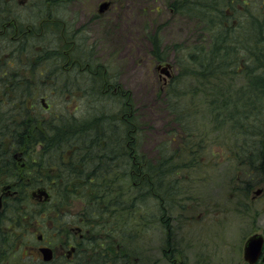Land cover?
Segmentation results:
<instances>
[{
  "label": "trees",
  "instance_id": "obj_1",
  "mask_svg": "<svg viewBox=\"0 0 264 264\" xmlns=\"http://www.w3.org/2000/svg\"><path fill=\"white\" fill-rule=\"evenodd\" d=\"M164 5L169 11V20L145 24L142 40L150 45L148 53L154 63L167 61L170 46L178 47V52H172L179 62V79L182 83L191 79L195 84L194 92H177L176 85L162 92L165 111L179 128L172 135L171 143L176 135L187 141L185 148H181L186 155H182L184 158L180 162L175 161L174 148H169L166 143L156 148L159 153L153 159L147 157V153L137 151L139 140L149 130L142 122L139 110L131 103L129 93L120 86L113 88L117 91L114 96L119 114L109 116L103 110L99 112L101 115L89 121L64 114L53 118V107L57 106L50 105L48 98L43 97V91L37 88L21 91L0 88V117L17 111L20 114L18 118L14 117L13 124L0 125V130L5 127L53 131L59 140L54 148L56 153L50 151L47 156L40 155L41 163L34 170V175L42 180L51 194L50 202L40 206L56 212L53 231H61L60 218L70 219L66 206L76 199H84L80 212L73 219L87 233L81 241L75 242L73 264H133L132 260L138 256L139 235L146 233L153 221H157L155 217H147L145 206L148 201L157 200V210L165 216L178 207L175 182H178L180 173L191 169L194 160L190 157L196 154L197 148L198 162L201 161L199 156L206 152L207 136L198 132L196 144L194 130L189 126V120H195L203 105L213 115L212 130L226 127L233 136V146L227 149L236 163L231 171L237 173L229 180L238 186L237 191L247 196L264 182V0H167ZM149 8L144 7L146 11ZM175 20L187 23L189 34L179 43H168L166 31ZM183 42L193 45L189 52H194L188 57L187 53L181 54ZM8 43H0L6 46L0 55V65L13 68L4 56L7 50L12 51L15 47L13 42L7 47ZM33 55L26 54V57ZM186 58L193 68L186 65ZM87 67L91 65L87 63ZM24 69L36 75L34 71ZM98 69L105 68L98 66ZM239 73L246 76L245 87H234L229 81L231 75ZM2 75L0 71V79ZM74 81L76 87L73 89H81V83ZM186 98H189L188 102ZM197 98L198 108L192 106ZM42 105L52 116L49 119L42 117L41 126L38 115ZM188 106L193 111L187 110ZM22 111L30 115V122L19 120ZM121 129L125 132L123 143ZM88 130L94 131L90 138L86 136ZM116 143H122L123 148L119 150ZM18 208L19 205L14 210L17 220L21 224L25 219L30 223L32 215H25V211ZM179 209L183 211L185 206L182 204ZM171 219L170 215L160 220L161 223L167 220L164 229L168 231L169 239L173 231ZM24 227L29 232L28 225ZM170 245L167 241L166 246Z\"/></svg>",
  "mask_w": 264,
  "mask_h": 264
},
{
  "label": "rangeland",
  "instance_id": "obj_2",
  "mask_svg": "<svg viewBox=\"0 0 264 264\" xmlns=\"http://www.w3.org/2000/svg\"><path fill=\"white\" fill-rule=\"evenodd\" d=\"M104 1L112 3V11L109 26L105 34L101 33L99 39L103 48L99 49V43L93 39V36L98 33L94 31L93 26H86L87 20L84 21L83 17H80L82 9L79 5L84 3V9L87 6L97 12L99 4ZM165 1L167 0H155L153 3L143 0H79L75 2L77 9H74L73 5L59 6L54 16L58 29L55 33L56 37L51 39L50 32H42L40 36L42 38L39 39L42 40L39 45L51 48L52 53L47 58L44 57L45 60L36 58L30 62L38 71L42 70L41 65L47 70L58 66L61 71H58L56 76L43 77L42 85L33 86L43 91V97L48 98L47 102L50 105L57 106L53 109L59 115L93 120L94 117L100 115L98 114L100 111L104 110L109 116H115L119 114V107L114 96L117 91L113 88L114 86L122 87L129 93L131 103L139 110L143 118L142 122L149 130L147 135L139 140L137 151L147 153V157L153 159L159 153V149L156 148L166 143L169 148H174L175 161L180 162L184 158L182 155H186L181 148H185L187 141L185 137L176 135L175 141L171 143L172 135L179 131V128L177 124L172 123V118L165 111L162 92L167 91L172 85H176L177 92L184 90L188 93L194 92L195 84L191 79L186 83H182L179 79L177 68L179 62L173 55L175 53L172 52H178V47L170 46L166 53L167 58H170L159 63L162 66L171 65L172 77L169 78L157 68L159 64L152 61L148 53L150 45L142 40V30L145 24L150 25L154 20L164 22L169 20L170 14L164 5ZM32 3H37L36 7L39 8L42 5V9L48 10L52 2L32 0ZM148 6L150 8L146 11L144 7ZM33 9L36 8H16L12 12L13 17L21 21L22 26L18 27L20 30H27L29 27L27 26L29 22H24V19L28 15L37 13L38 9L30 13ZM73 11L79 14L78 22H70V15ZM43 20H45L43 22L46 25L45 28L47 24H52L49 20L47 22L46 18ZM117 24L121 25L118 30L116 29ZM13 26L16 27L17 24ZM67 27H69L68 31ZM63 29L64 32L61 31ZM187 30V23L175 20L167 29L165 38L168 43H179L187 33L189 34ZM32 39L33 43L29 42L28 45H36V48H32L36 53L39 41L35 42L34 37ZM181 46L184 47L181 54L187 53V57L194 52L193 50L189 52L193 45H186L183 42ZM22 56V61L26 63L28 59ZM87 63L91 65L90 68L87 67ZM186 65L193 68L187 58ZM98 66H103L105 69L99 70ZM16 76L27 79L33 84L35 82V75L23 68ZM231 76L229 81L232 85L234 84V87L241 85L245 87L244 78L246 76L244 74ZM54 79H57L56 83ZM70 79L80 82L81 89L70 91L63 89L65 87L63 82ZM186 100L188 102L189 98ZM192 106L198 108V98ZM41 107L44 117H49L50 112L43 109V105ZM186 109L193 111L190 106ZM212 116L207 106L203 105L199 115L197 112L195 120H189V126L196 136L194 137L196 144H198V132H201L203 137L207 136L206 152L199 156L201 161L198 162V148L196 147V154L190 157L194 160L190 166L191 169L180 173L178 182H175V190L179 194L178 207L165 216L157 210L159 207L157 200L148 201L145 206L148 211L147 217L149 219L155 217L157 221H153L146 233L139 235L137 250L139 261L136 264H247L243 260V247L246 239L254 233L264 235V194L255 195L254 193L258 188L264 187V184L252 189L247 197L237 191L238 186L232 183L233 180L230 182L232 174L234 178L237 173L231 171L236 167V163L227 149L233 146V136L226 127L213 131ZM198 128H200L199 131ZM35 151L37 152L38 149L36 148ZM45 159L43 157V162H46ZM30 192L31 190L28 189V199L19 205L21 211H25V215H32L30 223L26 219L22 222V226L28 225L30 233L27 230L22 238L21 252L25 254V258L21 262L40 264L38 253L32 249L38 246L37 236L40 233L45 235L50 227L55 228L53 217L56 216V212L45 210L46 208L30 199ZM83 201V198H79L73 204L71 202L66 206V212L78 214L84 204ZM182 204L185 206L183 211L179 209ZM170 215L172 217L170 223L173 227L171 239L167 234L168 231L164 229L167 220L160 222L161 217L167 219ZM67 219L66 217L60 218V221L68 228L71 224L73 225L75 219L73 221H67ZM35 232L37 233L34 234ZM69 233L70 230H63L59 233L58 238L61 241H57V244L71 237ZM167 241L171 243L169 247L166 246ZM135 260L136 258L132 260L133 264Z\"/></svg>",
  "mask_w": 264,
  "mask_h": 264
},
{
  "label": "flooded vegetation",
  "instance_id": "obj_3",
  "mask_svg": "<svg viewBox=\"0 0 264 264\" xmlns=\"http://www.w3.org/2000/svg\"><path fill=\"white\" fill-rule=\"evenodd\" d=\"M31 2L32 0L0 1V6L10 11L6 15H0V25L3 26V28L0 31L1 42H9V43L13 42L15 44L19 43L20 45H23V42L33 43L32 37H34L35 42L39 41L35 36L31 37V35L29 36L25 35L24 33L31 32L33 28L27 27L28 32H26V30L23 31L20 30V28L18 27L22 26V24H20L21 21L17 17H13L12 15V12L16 10V8L30 9L31 7L38 6L37 3L31 4ZM84 5L85 4H81L79 6L82 9L80 17L81 18L83 17L84 21L87 20V24H86L87 27L93 26L94 31L98 33V35L93 36V39L94 41L99 43L98 48L101 49L103 48V46L99 41V39L101 38V33L104 32L105 34L107 26H109L111 20L110 16L112 11L111 9L112 3L110 2L108 9L103 13H100L99 9L96 12V10H92L87 6L85 7L86 9H84L83 8ZM74 9L77 8L74 6ZM34 10L36 9L31 10L30 13H34ZM78 16L79 14L77 13V11H73V13H71L70 15V22L73 23L75 21L78 22ZM31 21L35 22V19L30 16L24 19V22H31ZM13 24H17V26L14 27ZM119 27H121V25L117 24L116 29L118 30ZM11 32H13V34H11ZM20 32H22V34H20ZM9 43L7 44V47L11 46ZM25 46H28L26 48L27 49L29 48V50L27 51L23 50L22 53L25 56L26 54L33 55L32 48H36V45L29 46L27 44ZM10 51L7 50V52ZM7 52H5L4 56H8L6 55ZM160 70L162 71L161 68ZM43 105L46 108L47 105L44 103V101H43ZM43 133L46 136L50 135V133L47 131L46 132L40 131L38 133H34V135L30 137H34L36 135L38 136ZM0 136L2 137V141L5 143V147H6L5 149L9 150L13 145V140L11 138H8L9 135L6 133L0 132ZM49 142L53 146L52 141ZM36 148L38 149L37 152L35 151ZM30 150H31L30 153L28 151V148L25 150L18 151L17 152L18 154L16 153V155H13V159L10 160V164H9L10 166L6 167V162L1 163L0 161V264H23L21 261L25 258V254L21 252V248H22L21 242H22V238L27 233V229L24 226H22L20 221L17 220V218L14 215V210L18 207V205H21L22 202H25L26 199H28V189L31 190L29 194L30 199L34 200L39 205L49 203L45 201H40L38 197L33 196V193L37 192L42 188H45L43 186L42 180L38 179L37 176L34 175V170L37 169L38 165L41 163L39 161L40 155L47 154L48 152H50L47 149L46 140L43 139L40 141H35L34 146H32ZM262 185L260 184V186ZM258 190H261V194H264L263 186L258 188L254 193L256 194ZM74 217L75 214L70 213V219L68 221H73ZM76 224L77 223H75L74 221L73 225L71 224V226L68 228L67 226H62L61 228H59L61 230L59 232H57V230L53 231V229L50 227V229L47 230V233L45 235L40 233L37 236V241L39 244L36 248H33L32 250H35L38 253L39 255L38 260L40 264H73V257H74L73 254L76 252L75 242L81 241V239H83L84 234L87 233L83 228H81ZM67 229L70 230L69 235L71 237L66 238L67 239V240L65 239L66 241L58 242L59 244H57V241H61L58 238L59 233ZM36 233L37 232H35L34 234ZM11 241H13V244H11ZM13 246L15 247L12 248ZM42 248H48L52 251L51 261L44 260V255L41 251ZM263 253H264V248H263ZM138 261L139 259L136 258L134 264L138 263Z\"/></svg>",
  "mask_w": 264,
  "mask_h": 264
},
{
  "label": "bare ground",
  "instance_id": "obj_4",
  "mask_svg": "<svg viewBox=\"0 0 264 264\" xmlns=\"http://www.w3.org/2000/svg\"><path fill=\"white\" fill-rule=\"evenodd\" d=\"M50 1L52 2V3H50V9H48V10H46V8L42 9V5H40V8L35 7L36 9H38L37 13H35V15H29L30 17L35 18V22L31 21V22L27 23L28 24L27 26H29V28H33V30L31 32H28L26 30V32L30 33V35H32V36L37 37L38 40L40 38H42V37H40L42 35V32H50L51 33V35H50L51 39L56 37L55 33H56V31H58V29H57V21L54 19V16H55V12L57 14L58 7L64 6V5H66V6H70V5L77 6L75 2H77L79 0H50ZM81 4H84V3H81ZM0 11H1L0 15H6L10 12L9 10L5 9L2 6H0ZM45 18L47 19V22H48V20L52 22V24H47V28H45L46 25H45V23H43V22H45V20H43ZM2 28H3V26L0 25V31ZM68 28L69 27H67V31H68ZM61 31L64 32L65 30L63 29ZM28 33H24V34L28 35ZM11 34H13V33H11ZM70 38H71V36H70ZM66 41H69V40H66ZM40 42H42V40H39V42L37 44L36 53L33 50V54L34 53L35 54L33 56L28 57V58L22 53L23 50L24 51L29 50V48L28 49L26 48L28 46H25L28 43L23 42V45H20L19 43L18 44L14 43L15 47L12 48V51L6 53V55H8L7 58L9 59V62L11 63L13 68H8L6 66L0 65V71H2V73H3L2 78L0 79V83H1L0 88L1 89H12L13 88L15 91L30 89L34 85H42L43 77H53V76L57 75V73L59 71L58 66H55V68L50 69L51 70L50 71V70H47L45 68L43 69V65H41V63H40V65H41L40 68H42V70L39 69V71H38L37 68L31 64L30 61L33 60L34 58L35 59L36 58H43L44 59V57L47 58V56L50 53H52L51 48L43 46V45H39ZM0 43H1V41H0ZM4 46L2 44H0V55L3 53V51L5 49ZM52 48L54 49V47H52ZM72 48H74V46H72ZM22 54L25 56V58L28 59L26 61V63L24 61H22L23 60ZM22 68L23 69L27 68V69L33 70L36 73L34 84L30 81H27L26 79L21 78L20 76H16L17 73L19 72V70ZM59 72H61V71H59ZM54 81L56 83L57 79H54ZM55 83H53V86H55ZM64 85H65V87L63 89H66V90H70V89H73L76 87L74 80H70V81H68L67 84H64ZM19 115H20L19 111H17L13 115H11L10 113H6L4 116L0 117V125H11V124H13L12 121H13V119H15L14 117L16 116L18 118ZM57 115L58 114L55 111V115L53 118H55V116H57ZM51 116H52V114L47 118L49 119V118H51ZM42 117H44V112L40 111V113L38 115V119H39L38 124L41 126L43 125V121L41 119ZM23 119L29 121L30 115L27 114L26 112L22 111L21 117L19 120H23ZM85 120H87V119H85ZM23 127H24V125L21 126V129ZM120 131H121L120 140L123 143V137L125 135V132L123 129H121ZM0 132L8 134L9 135L8 138H11L13 140V145L11 146V148L9 150H7V149H5L6 148L5 143L2 141V137L0 136V161H1V163L6 162V167L10 166L9 165L10 160L13 159V155H16V153L18 151L25 150L28 148V151L30 153V151H31L30 149L32 148V146H34L35 141H40V140L45 139L46 143H47L48 151L55 152V153H56V150H54V148L56 147L57 142H59L58 138L55 136V132H53V131L49 132L50 135H48V136H46L44 133L40 134L38 136L35 134L36 137H30V136L34 135V133H38L37 131L34 132L32 130H28V131L27 130H24V131L23 130H13V129L10 130V129H5V127H4L3 130H0ZM93 134H94V131H92V130H88L86 132V136L88 138H90ZM53 136H55V137L53 140H51L52 144H53V146H52L49 142L50 141L49 137H53ZM132 142H133V139L131 140V143ZM122 143H116L118 145L119 150L121 148H123ZM126 145L127 146L129 145L128 141H126ZM124 150L125 149H123V151Z\"/></svg>",
  "mask_w": 264,
  "mask_h": 264
},
{
  "label": "water",
  "instance_id": "obj_5",
  "mask_svg": "<svg viewBox=\"0 0 264 264\" xmlns=\"http://www.w3.org/2000/svg\"><path fill=\"white\" fill-rule=\"evenodd\" d=\"M109 2H102L99 5V12L103 13L109 7ZM162 71L165 72L167 76H170L169 68L170 65H166L164 67L160 66ZM261 190L256 192V195L260 194ZM34 197H38L40 201H48L49 200V193L46 190L40 189L37 192L33 193ZM264 237L261 234H254L247 239L243 249V259L248 264H256L259 260L262 264H264ZM44 260L51 261L52 260V251L48 248L41 249ZM261 258V259H260Z\"/></svg>",
  "mask_w": 264,
  "mask_h": 264
}]
</instances>
